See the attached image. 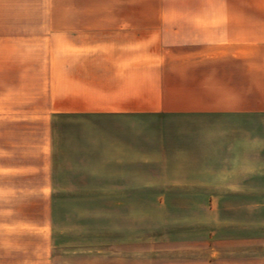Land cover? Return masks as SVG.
Here are the masks:
<instances>
[{
  "label": "crops",
  "instance_id": "obj_1",
  "mask_svg": "<svg viewBox=\"0 0 264 264\" xmlns=\"http://www.w3.org/2000/svg\"><path fill=\"white\" fill-rule=\"evenodd\" d=\"M152 160L209 199L208 264H264V0H0V264H136L57 254V216L130 234Z\"/></svg>",
  "mask_w": 264,
  "mask_h": 264
},
{
  "label": "rangeland",
  "instance_id": "obj_2",
  "mask_svg": "<svg viewBox=\"0 0 264 264\" xmlns=\"http://www.w3.org/2000/svg\"><path fill=\"white\" fill-rule=\"evenodd\" d=\"M151 163L155 162L152 160L148 164H138L137 197L134 199L135 223L130 234L128 224L122 222L123 213H109L106 202L104 221H101V208L96 207L98 203L87 200L86 206L93 209L88 214V221L80 223L73 219V215L65 218L63 214H58L56 239L60 245L57 247V254L112 255L123 252L120 250L122 247L107 243L131 236L135 239V243L131 245V254L135 255L136 264H208V237L211 234L207 212L209 199L177 197L175 181H168L172 175H162L161 166ZM12 198L9 197V204L12 200H18ZM119 217L120 223L122 222L120 227ZM219 232L223 234L224 231ZM12 239L14 238H10L11 241ZM24 242L26 244L20 246L23 250L18 253L30 255L37 251L38 248L32 244L31 239L26 238ZM102 242L106 243L104 247L100 244ZM39 250L37 253L42 255L41 264H46L44 259L47 248L42 245ZM56 264L67 263L59 261Z\"/></svg>",
  "mask_w": 264,
  "mask_h": 264
}]
</instances>
